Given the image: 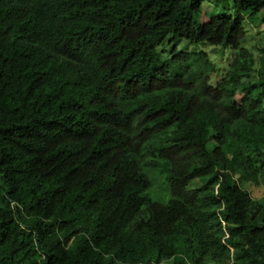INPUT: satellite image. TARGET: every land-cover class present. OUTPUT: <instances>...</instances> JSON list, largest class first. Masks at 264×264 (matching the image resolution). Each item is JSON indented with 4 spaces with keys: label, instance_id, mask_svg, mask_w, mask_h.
Here are the masks:
<instances>
[{
    "label": "trees",
    "instance_id": "trees-1",
    "mask_svg": "<svg viewBox=\"0 0 264 264\" xmlns=\"http://www.w3.org/2000/svg\"><path fill=\"white\" fill-rule=\"evenodd\" d=\"M205 1L0 0V264H264V0Z\"/></svg>",
    "mask_w": 264,
    "mask_h": 264
},
{
    "label": "rangeland",
    "instance_id": "rangeland-1",
    "mask_svg": "<svg viewBox=\"0 0 264 264\" xmlns=\"http://www.w3.org/2000/svg\"><path fill=\"white\" fill-rule=\"evenodd\" d=\"M203 8H204V12L200 17V20L207 21V19H209L214 14L215 15L220 14L228 9L232 11L234 8V0H207L203 3ZM245 29H246V36L242 39L241 45L245 48L247 47V49L253 52L256 59V64H259V58L262 54H264V21L261 19V21L258 24H253L251 22H248L247 19L245 23ZM176 43H178L177 46L178 48H184L185 50L190 52L191 51L208 52L212 60L216 63L218 69H220V71H222L229 65L233 56L236 53L234 52L233 49L229 47L224 48L219 45H215V44L211 45L204 42L189 43L187 40L183 38L179 40V42L176 41ZM256 163L259 171L260 172L264 171V168L261 167V163L260 162H256ZM146 171L149 177L151 178V181H153L154 183L153 187L149 190V192L152 195V198L162 200L164 199V197H166L165 199H167L168 197L167 192L169 191L165 181L166 172L161 171L160 168L158 169L147 168ZM200 185L201 183L199 180H196L191 184V186H200ZM251 187L254 190V192L255 189L256 190L259 189V192L264 191V184H262L261 186H256L252 182ZM164 190H167V192ZM169 197H170V192H169ZM156 258H157L156 253H154V255L151 257L153 264H155ZM171 263L172 260L167 258L162 259L160 261V264H171Z\"/></svg>",
    "mask_w": 264,
    "mask_h": 264
},
{
    "label": "crops",
    "instance_id": "crops-1",
    "mask_svg": "<svg viewBox=\"0 0 264 264\" xmlns=\"http://www.w3.org/2000/svg\"><path fill=\"white\" fill-rule=\"evenodd\" d=\"M259 179L260 181L258 184H255L256 186H261L262 184H264V172L262 173V177L261 178L259 177ZM251 183H252L251 181L246 182L244 187L248 190V192H250L252 199L256 201H263L264 191L259 192V189L258 190L255 189V192H254V190L251 187Z\"/></svg>",
    "mask_w": 264,
    "mask_h": 264
}]
</instances>
